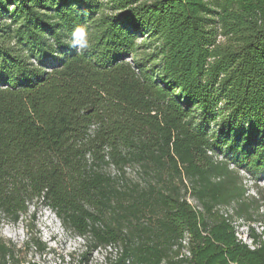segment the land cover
<instances>
[{"label":"trees","instance_id":"1","mask_svg":"<svg viewBox=\"0 0 264 264\" xmlns=\"http://www.w3.org/2000/svg\"><path fill=\"white\" fill-rule=\"evenodd\" d=\"M240 170L264 178V0H0L1 217L50 210L81 264H264Z\"/></svg>","mask_w":264,"mask_h":264},{"label":"rangeland","instance_id":"2","mask_svg":"<svg viewBox=\"0 0 264 264\" xmlns=\"http://www.w3.org/2000/svg\"><path fill=\"white\" fill-rule=\"evenodd\" d=\"M129 173L131 176L135 174L131 170ZM240 174L250 195L264 194V178L259 180L253 174L242 170ZM255 184H258V191ZM259 214L261 218L253 222L252 226L264 242V206L259 210ZM35 240L45 245L44 253L35 247ZM0 242H5L14 249V257L19 260V264H27L29 261L39 264H81L79 255L82 239L63 228L60 220L47 209L36 211L30 206L28 213L17 224L0 216ZM115 255L114 247L111 249L102 247L91 254V261L88 264H107L109 258L113 259ZM6 261L7 264H13L9 256H6Z\"/></svg>","mask_w":264,"mask_h":264},{"label":"built area","instance_id":"3","mask_svg":"<svg viewBox=\"0 0 264 264\" xmlns=\"http://www.w3.org/2000/svg\"><path fill=\"white\" fill-rule=\"evenodd\" d=\"M231 213H232V209L229 208V214H231ZM252 224L245 222L242 218H233V220H232V225L234 226V229H235V236H236L237 241L247 245L248 248H250L251 250H254L260 246V243H259L260 241L259 242L255 241L254 238L252 237L251 233H250L251 228H253ZM244 225H247V226H244ZM186 242H187V240L184 241L185 244H186ZM113 247L117 252V249H118L117 247L107 246V248H109V249H111ZM185 252H186V254H189L187 251H185Z\"/></svg>","mask_w":264,"mask_h":264},{"label":"clouds","instance_id":"4","mask_svg":"<svg viewBox=\"0 0 264 264\" xmlns=\"http://www.w3.org/2000/svg\"><path fill=\"white\" fill-rule=\"evenodd\" d=\"M72 35H73V47L86 48L88 46L86 32L84 29L82 28L76 29ZM48 211L51 212L50 210Z\"/></svg>","mask_w":264,"mask_h":264}]
</instances>
